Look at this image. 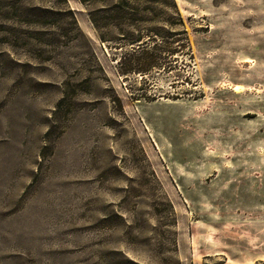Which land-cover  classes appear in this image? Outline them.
I'll use <instances>...</instances> for the list:
<instances>
[{
	"label": "rangeland",
	"instance_id": "374dc122",
	"mask_svg": "<svg viewBox=\"0 0 264 264\" xmlns=\"http://www.w3.org/2000/svg\"><path fill=\"white\" fill-rule=\"evenodd\" d=\"M0 264H264V0H0Z\"/></svg>",
	"mask_w": 264,
	"mask_h": 264
},
{
	"label": "bare ground",
	"instance_id": "6f19581e",
	"mask_svg": "<svg viewBox=\"0 0 264 264\" xmlns=\"http://www.w3.org/2000/svg\"><path fill=\"white\" fill-rule=\"evenodd\" d=\"M244 62L249 63V62H251V61H250L249 59H247V60L244 61ZM232 90H233L235 93L240 94L241 91H242V87H241L240 85H235V86L232 88Z\"/></svg>",
	"mask_w": 264,
	"mask_h": 264
}]
</instances>
